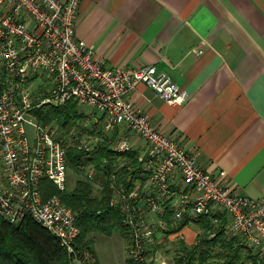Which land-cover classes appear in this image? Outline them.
<instances>
[{
  "label": "built area",
  "instance_id": "2783aa9c",
  "mask_svg": "<svg viewBox=\"0 0 264 264\" xmlns=\"http://www.w3.org/2000/svg\"><path fill=\"white\" fill-rule=\"evenodd\" d=\"M82 0H0V217L12 224L31 218L55 236L70 264H91L78 246L75 211L60 197L42 194V180L65 190L66 147L95 151L107 138L115 153L131 152L140 139L143 153L120 159L109 173V205L121 215L122 239L130 264H188L184 253L156 248L171 230L198 224L238 236L264 261V195L241 194L225 185L224 171L213 176L196 153L157 128L150 115L128 97L138 83L166 102L179 105L188 93L155 65L104 66L95 48L75 35ZM204 51V42L193 48ZM76 101L97 112L85 136L64 133L57 123L41 124L32 110ZM107 160L105 159L103 163ZM81 177L94 179L92 162L78 163ZM199 234L191 246L201 245ZM196 264V263H194Z\"/></svg>",
  "mask_w": 264,
  "mask_h": 264
},
{
  "label": "crops",
  "instance_id": "0c3cea01",
  "mask_svg": "<svg viewBox=\"0 0 264 264\" xmlns=\"http://www.w3.org/2000/svg\"><path fill=\"white\" fill-rule=\"evenodd\" d=\"M75 35L104 66L153 64L169 75L188 93L185 102L170 104L138 83L128 96L133 105L195 152L206 172L224 171L226 186L264 195V0H82ZM131 138L142 154V141ZM196 234L202 239L203 229L191 224L166 240L191 246Z\"/></svg>",
  "mask_w": 264,
  "mask_h": 264
},
{
  "label": "trees",
  "instance_id": "16d2710c",
  "mask_svg": "<svg viewBox=\"0 0 264 264\" xmlns=\"http://www.w3.org/2000/svg\"><path fill=\"white\" fill-rule=\"evenodd\" d=\"M76 101L65 106L43 105L32 110V115L41 124L57 123L68 134V127L85 116L80 112ZM108 139V138H107ZM105 140L95 151L86 152L69 143L66 147L67 170L75 172L80 178L76 181L73 192L58 190L48 179L42 180V194L57 195L61 201L76 213V225L80 229L78 246L93 255L91 264H100L94 248L95 234L112 235L118 232L122 236L121 215L109 205L111 192L108 188L109 173L120 160L135 159L134 151L115 153ZM129 158V159H128ZM107 160L103 163L104 160ZM92 162L97 170L94 179L81 177L78 163ZM98 184V195L92 192ZM198 224L203 229L201 245L189 246L183 240L175 242L176 253H184L188 264H245L247 259L256 264L255 257L244 254L245 246L238 245V236L226 237L220 227L217 235L207 238L212 227L209 218L203 216ZM92 234V236H91ZM165 240L167 237L164 238ZM161 242L156 248H161ZM248 250V249H246ZM165 252H169L166 250ZM126 264H130L126 259ZM0 264H70L64 248L55 236L31 218L12 224L0 217ZM260 264H264V261Z\"/></svg>",
  "mask_w": 264,
  "mask_h": 264
},
{
  "label": "rangeland",
  "instance_id": "374dc122",
  "mask_svg": "<svg viewBox=\"0 0 264 264\" xmlns=\"http://www.w3.org/2000/svg\"><path fill=\"white\" fill-rule=\"evenodd\" d=\"M80 112L85 116L84 118L76 120V122L68 127V135L73 136H85L88 133V130L93 127V117L97 116V112L86 105H79ZM87 118V119H86ZM80 178L75 172L67 170L66 182H65V191L73 192L76 186V181ZM98 184L95 183L93 195H98ZM92 236V234H91ZM229 236H231L229 234ZM95 242L94 248L98 255L100 264H124L126 259V254L124 252V244L121 235L118 232H113L112 235H94ZM162 250H169V255L175 253V248L177 247L174 242H169L163 240L161 242ZM171 244L172 246H169ZM175 247V248H174ZM248 250L244 249V254ZM198 264V263H196ZM245 264H252L251 259H247Z\"/></svg>",
  "mask_w": 264,
  "mask_h": 264
}]
</instances>
